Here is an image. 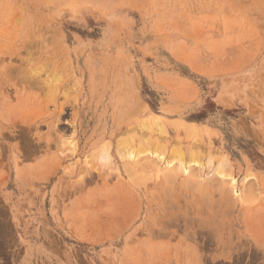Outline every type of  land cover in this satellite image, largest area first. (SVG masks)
I'll use <instances>...</instances> for the list:
<instances>
[{"label":"rangeland","instance_id":"obj_1","mask_svg":"<svg viewBox=\"0 0 264 264\" xmlns=\"http://www.w3.org/2000/svg\"><path fill=\"white\" fill-rule=\"evenodd\" d=\"M0 264H264V0H0Z\"/></svg>","mask_w":264,"mask_h":264},{"label":"bare ground","instance_id":"obj_2","mask_svg":"<svg viewBox=\"0 0 264 264\" xmlns=\"http://www.w3.org/2000/svg\"><path fill=\"white\" fill-rule=\"evenodd\" d=\"M50 81V80H49Z\"/></svg>","mask_w":264,"mask_h":264}]
</instances>
